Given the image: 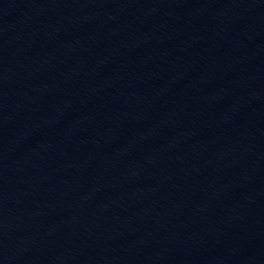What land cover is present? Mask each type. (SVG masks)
I'll return each mask as SVG.
<instances>
[{
	"label": "water",
	"instance_id": "95a60500",
	"mask_svg": "<svg viewBox=\"0 0 264 264\" xmlns=\"http://www.w3.org/2000/svg\"><path fill=\"white\" fill-rule=\"evenodd\" d=\"M0 264H264V0H0Z\"/></svg>",
	"mask_w": 264,
	"mask_h": 264
}]
</instances>
